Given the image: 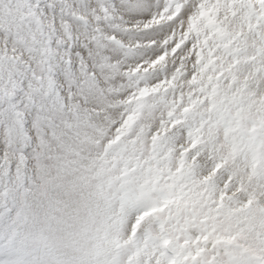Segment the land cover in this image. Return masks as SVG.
<instances>
[{"label": "snow or ice", "instance_id": "1", "mask_svg": "<svg viewBox=\"0 0 264 264\" xmlns=\"http://www.w3.org/2000/svg\"><path fill=\"white\" fill-rule=\"evenodd\" d=\"M94 3L0 0V264H264V0Z\"/></svg>", "mask_w": 264, "mask_h": 264}, {"label": "rangeland", "instance_id": "2", "mask_svg": "<svg viewBox=\"0 0 264 264\" xmlns=\"http://www.w3.org/2000/svg\"><path fill=\"white\" fill-rule=\"evenodd\" d=\"M79 6H83V7H87L88 9L90 8H95L96 7V4L94 3V0H69V7L72 9V11H74L73 9H77ZM76 13V11H75ZM77 14V13H76ZM51 20V14L48 15V18L47 20L45 21L46 23L49 22ZM88 23L89 25H93L94 26V20H93V17L91 15L90 18H88ZM75 23L72 24V27L75 26L74 25ZM78 30V28H77ZM73 31V34L74 35H77L81 40H84L86 39V34L84 32V30H78V32ZM80 32V33H79ZM9 47H11V41H9Z\"/></svg>", "mask_w": 264, "mask_h": 264}, {"label": "bare ground", "instance_id": "3", "mask_svg": "<svg viewBox=\"0 0 264 264\" xmlns=\"http://www.w3.org/2000/svg\"><path fill=\"white\" fill-rule=\"evenodd\" d=\"M87 7L85 6V7H83V6H79L76 10L75 9H73L74 10V12L76 11V13L78 14V15H83L86 19H87V21H89L88 20V18H90L91 17V13L89 12V11H87ZM75 25V24H74ZM77 28H78V30H84L83 28H82V26H79V25H75V26H73V30L76 32V30H77ZM78 30H77V32H78ZM85 32V31H84ZM80 33V32H79Z\"/></svg>", "mask_w": 264, "mask_h": 264}]
</instances>
